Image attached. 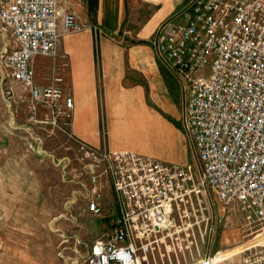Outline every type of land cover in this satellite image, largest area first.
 <instances>
[{
    "label": "built area",
    "instance_id": "obj_1",
    "mask_svg": "<svg viewBox=\"0 0 264 264\" xmlns=\"http://www.w3.org/2000/svg\"><path fill=\"white\" fill-rule=\"evenodd\" d=\"M60 2H1L0 23L14 45L0 52V67L3 79L29 91L28 124L46 123L68 135L74 100L63 79L44 88L34 83L35 58L57 57L61 38L84 28L76 14H60ZM151 45L184 93L183 127L200 173L76 142L75 159L62 161L64 180L79 185L70 203L82 200L101 217L106 190L115 196L111 232L95 241L88 264L177 262L196 243L197 225L210 222L205 192L225 210L241 207L248 218L264 222V0H191L160 25ZM3 218L0 210V226ZM62 249L61 259L78 264ZM242 264H264V244Z\"/></svg>",
    "mask_w": 264,
    "mask_h": 264
},
{
    "label": "crops",
    "instance_id": "obj_2",
    "mask_svg": "<svg viewBox=\"0 0 264 264\" xmlns=\"http://www.w3.org/2000/svg\"><path fill=\"white\" fill-rule=\"evenodd\" d=\"M190 1L99 0L92 14L89 0H61L60 14H76L84 28L61 38L57 57L35 58L34 83L44 88L57 77L63 79L65 94L74 100L73 123L69 134L62 135L71 148L83 142L97 149L134 152L173 165L189 163L191 146L182 121L184 93L176 76L158 61L151 40L160 25L181 14ZM6 45L13 46L14 39L0 23V52ZM3 128L0 122V141ZM44 152L51 155L58 169L63 168V160ZM68 182L72 186L67 202L70 207L79 185ZM204 196L210 204L217 200L213 193L205 192ZM114 204L113 191L107 189L99 229H112L109 211H114ZM74 205L86 209L82 200ZM207 214L213 233L217 213L210 206ZM57 223V230L64 231L67 223Z\"/></svg>",
    "mask_w": 264,
    "mask_h": 264
},
{
    "label": "rangeland",
    "instance_id": "obj_3",
    "mask_svg": "<svg viewBox=\"0 0 264 264\" xmlns=\"http://www.w3.org/2000/svg\"><path fill=\"white\" fill-rule=\"evenodd\" d=\"M3 76L0 67V122L4 127L0 141V210L4 216L0 264H68L59 257L62 248L73 261L88 264L95 241L111 230L99 229L100 217L83 205L68 207L72 186L64 180L65 169H58L51 155L43 152L67 161L75 159L78 149L71 148L64 141L65 134L46 123L29 125V91ZM20 125L22 129L17 128ZM187 165L198 177L200 168L191 149ZM73 169L79 170L76 164ZM212 208L217 213L214 232H210V222L197 225L196 243L169 264H242L244 256L264 241V222L248 218L241 207L229 212L215 200ZM58 221L67 223L64 231L57 230Z\"/></svg>",
    "mask_w": 264,
    "mask_h": 264
},
{
    "label": "trees",
    "instance_id": "obj_4",
    "mask_svg": "<svg viewBox=\"0 0 264 264\" xmlns=\"http://www.w3.org/2000/svg\"><path fill=\"white\" fill-rule=\"evenodd\" d=\"M99 0H89V11L92 14L96 13Z\"/></svg>",
    "mask_w": 264,
    "mask_h": 264
},
{
    "label": "bare ground",
    "instance_id": "obj_5",
    "mask_svg": "<svg viewBox=\"0 0 264 264\" xmlns=\"http://www.w3.org/2000/svg\"><path fill=\"white\" fill-rule=\"evenodd\" d=\"M263 244H264V241H262V242H261V244H260V245H258V246H261V245H263Z\"/></svg>",
    "mask_w": 264,
    "mask_h": 264
},
{
    "label": "water",
    "instance_id": "obj_6",
    "mask_svg": "<svg viewBox=\"0 0 264 264\" xmlns=\"http://www.w3.org/2000/svg\"><path fill=\"white\" fill-rule=\"evenodd\" d=\"M44 152V151H43ZM45 153V152H44Z\"/></svg>",
    "mask_w": 264,
    "mask_h": 264
}]
</instances>
